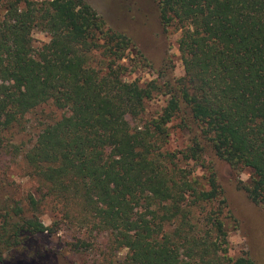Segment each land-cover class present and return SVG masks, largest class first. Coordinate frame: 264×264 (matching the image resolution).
I'll use <instances>...</instances> for the list:
<instances>
[{
  "label": "trees",
  "instance_id": "obj_1",
  "mask_svg": "<svg viewBox=\"0 0 264 264\" xmlns=\"http://www.w3.org/2000/svg\"><path fill=\"white\" fill-rule=\"evenodd\" d=\"M131 4L180 31L181 77L166 57L153 79L129 81L123 60L134 38L85 0H0V149L2 133L33 110L63 111L29 148L16 147L40 197L2 204L0 264L23 238L63 222L105 236L99 264H257L229 254L226 202L203 158L248 169L242 189L264 210V0ZM35 30L47 41L34 45ZM157 95L165 105L143 120ZM177 120L191 137L170 151ZM46 200L59 215L50 226L39 218ZM33 257L44 264L45 255Z\"/></svg>",
  "mask_w": 264,
  "mask_h": 264
},
{
  "label": "rangeland",
  "instance_id": "obj_2",
  "mask_svg": "<svg viewBox=\"0 0 264 264\" xmlns=\"http://www.w3.org/2000/svg\"><path fill=\"white\" fill-rule=\"evenodd\" d=\"M105 21L116 30L126 31L135 40L134 48L123 60L129 69L127 79L138 80L140 83L153 79L162 68L163 59L168 58L173 66L172 74L179 78L183 75V67L177 50V40L180 31L174 26L163 30L152 15L146 17L143 12H137L131 0H85ZM34 45L47 41V37L39 30L32 33ZM166 97L155 96L146 104L143 120L155 117L165 105ZM63 111L56 110L52 105L45 104L27 114L18 125L2 133L3 144L0 149V208L5 201L25 203V197L32 194L40 197L39 182L30 176L21 152L16 147L27 149L35 141L39 130L48 123L59 119ZM179 121L169 125L170 151L184 148L191 135L187 130L177 127ZM203 158L207 166L216 172L218 182L223 191L227 206L224 217L228 233L229 254L238 256L248 254L257 264H264V210L254 204L242 189L249 183L248 169L232 170L228 165L217 161L206 152ZM183 165V164H182ZM185 166V165H183ZM187 168L196 175H204V170L198 164L190 162ZM39 218L46 226H50L59 218L58 211L50 201H44L39 206ZM55 233L29 235L23 238L21 245L13 251L3 254L2 264L31 263L35 254L45 255L41 258L44 264H99L100 247L103 246L104 235L90 234L85 228L70 226L63 222ZM92 235V236H91ZM80 242L89 244L76 249L74 245ZM126 251L119 255L123 257ZM37 257V256H36ZM23 264V263H22Z\"/></svg>",
  "mask_w": 264,
  "mask_h": 264
}]
</instances>
